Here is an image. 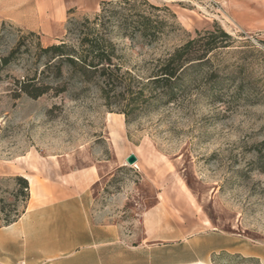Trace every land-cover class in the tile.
Segmentation results:
<instances>
[{
  "label": "rangeland",
  "instance_id": "1",
  "mask_svg": "<svg viewBox=\"0 0 264 264\" xmlns=\"http://www.w3.org/2000/svg\"><path fill=\"white\" fill-rule=\"evenodd\" d=\"M102 1L111 0H0V55L28 32L43 46L65 39L69 22L92 18ZM147 1L168 7L177 29L149 45L115 38L124 66L142 78L154 59L197 33L219 27L231 35L229 46L189 67L178 100L147 106L137 89L118 102L77 82L57 96L14 97L12 80L25 69L7 66L0 81V219L20 214L29 201L14 197L13 176L56 181L61 172L95 166L94 221L114 224L129 246L142 239L144 211L164 196L176 219L167 229L176 237L207 225L241 245L244 256H259H221L216 264H264V29L225 24L224 11L207 0ZM256 1L264 12V0ZM127 99L134 101L128 118L119 113ZM129 154L137 166L126 163Z\"/></svg>",
  "mask_w": 264,
  "mask_h": 264
},
{
  "label": "trees",
  "instance_id": "2",
  "mask_svg": "<svg viewBox=\"0 0 264 264\" xmlns=\"http://www.w3.org/2000/svg\"><path fill=\"white\" fill-rule=\"evenodd\" d=\"M160 12H165V16ZM175 19V14L168 7H159L147 0L102 1L100 11L92 18L70 21L66 38L57 43L43 46L33 32L18 36L14 46L0 55V81L7 66L22 63L24 75L14 77L11 83L14 97L24 95L36 99L48 93L57 96L65 93L71 82H77L96 85L106 100L112 96L120 102V95L134 93L137 89L144 106L155 101L174 102L185 93L189 67L202 65L207 54L216 48L228 47L231 35L219 27L197 33L196 38L187 39L154 59L152 66L146 69L145 78L138 74L137 68L124 66L114 40L124 38L149 45L177 29ZM205 36L206 42L200 43ZM219 37L225 41L224 45H216L215 40ZM2 39L3 34L0 33V42ZM125 102L119 113L128 118L130 111L126 106L134 104V101L127 99ZM12 180L16 185L14 197L20 196L28 201V179L15 175ZM5 210L6 206L0 199V213ZM23 212H16L12 218L4 215L0 219V227L13 223ZM227 255L241 260H259L254 256L221 251L212 256V264Z\"/></svg>",
  "mask_w": 264,
  "mask_h": 264
},
{
  "label": "crops",
  "instance_id": "3",
  "mask_svg": "<svg viewBox=\"0 0 264 264\" xmlns=\"http://www.w3.org/2000/svg\"><path fill=\"white\" fill-rule=\"evenodd\" d=\"M207 1L224 11L227 25L264 29V12L256 0ZM26 178V209L0 227V264H212V256L221 251L244 254L241 245L207 225L176 237L167 229L176 219L168 208L172 201L164 196H157L156 204L144 211L142 239L129 246L114 224L94 221L92 187L99 179L95 166L61 172L56 181ZM247 256L259 259L254 252Z\"/></svg>",
  "mask_w": 264,
  "mask_h": 264
},
{
  "label": "water",
  "instance_id": "4",
  "mask_svg": "<svg viewBox=\"0 0 264 264\" xmlns=\"http://www.w3.org/2000/svg\"><path fill=\"white\" fill-rule=\"evenodd\" d=\"M126 163L129 164V165H132L134 163H136L137 161V157L134 155V154H129L127 157H126Z\"/></svg>",
  "mask_w": 264,
  "mask_h": 264
},
{
  "label": "bare ground",
  "instance_id": "5",
  "mask_svg": "<svg viewBox=\"0 0 264 264\" xmlns=\"http://www.w3.org/2000/svg\"><path fill=\"white\" fill-rule=\"evenodd\" d=\"M16 11V10H15ZM131 166H137V164L136 163H134V164H132Z\"/></svg>",
  "mask_w": 264,
  "mask_h": 264
},
{
  "label": "built area",
  "instance_id": "6",
  "mask_svg": "<svg viewBox=\"0 0 264 264\" xmlns=\"http://www.w3.org/2000/svg\"><path fill=\"white\" fill-rule=\"evenodd\" d=\"M18 264H24L23 262H20V263H18Z\"/></svg>",
  "mask_w": 264,
  "mask_h": 264
}]
</instances>
